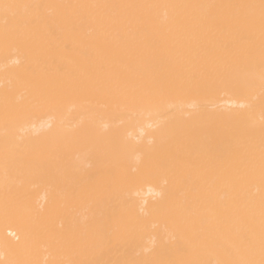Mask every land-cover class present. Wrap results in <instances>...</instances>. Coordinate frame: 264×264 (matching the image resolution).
<instances>
[{
  "label": "bare ground",
  "instance_id": "obj_1",
  "mask_svg": "<svg viewBox=\"0 0 264 264\" xmlns=\"http://www.w3.org/2000/svg\"><path fill=\"white\" fill-rule=\"evenodd\" d=\"M0 264H264V0H0Z\"/></svg>",
  "mask_w": 264,
  "mask_h": 264
}]
</instances>
